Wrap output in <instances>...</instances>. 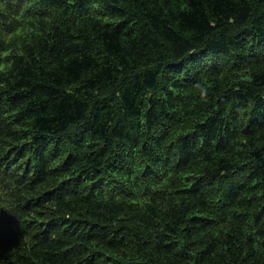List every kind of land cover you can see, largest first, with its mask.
Segmentation results:
<instances>
[{
	"label": "trees",
	"instance_id": "16d2710c",
	"mask_svg": "<svg viewBox=\"0 0 264 264\" xmlns=\"http://www.w3.org/2000/svg\"><path fill=\"white\" fill-rule=\"evenodd\" d=\"M0 264H264V0H0Z\"/></svg>",
	"mask_w": 264,
	"mask_h": 264
}]
</instances>
